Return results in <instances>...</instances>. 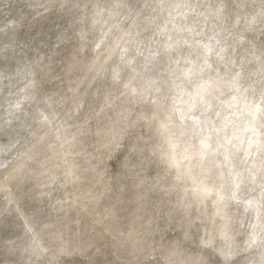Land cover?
<instances>
[{
	"label": "clouds",
	"instance_id": "obj_1",
	"mask_svg": "<svg viewBox=\"0 0 264 264\" xmlns=\"http://www.w3.org/2000/svg\"><path fill=\"white\" fill-rule=\"evenodd\" d=\"M0 264H264V0H0Z\"/></svg>",
	"mask_w": 264,
	"mask_h": 264
}]
</instances>
